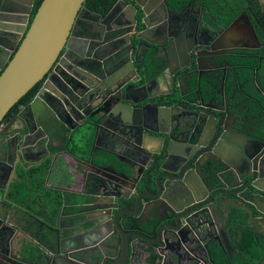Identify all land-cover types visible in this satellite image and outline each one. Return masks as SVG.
Returning <instances> with one entry per match:
<instances>
[{"label":"flooded vegetation","instance_id":"af4514ba","mask_svg":"<svg viewBox=\"0 0 264 264\" xmlns=\"http://www.w3.org/2000/svg\"><path fill=\"white\" fill-rule=\"evenodd\" d=\"M120 1L114 0L105 13L95 9L101 6L94 7L92 1H85L83 5L101 14L103 19V37L107 39L103 47L112 51L105 50L103 61H116L120 54L118 61H133L134 68L140 74V84L145 83V76L148 77L146 89L135 96L140 99L137 104L145 106L156 103L157 106L166 108L171 105L170 101L176 100L192 108L189 114H200L214 119L209 120L206 129V125L197 128L194 122L185 120L186 125L181 130L187 132L181 136L183 140L179 141L186 151L191 153L188 160L194 158L205 166L197 170L194 166L188 168L192 171L193 188L186 199L194 202L186 204L180 210L178 209L181 205L178 203L158 202L155 206L157 208L150 211L159 216V219H153L152 222L157 229V235L153 234L151 237L162 243L155 245L153 252L156 255L152 254L147 243L135 237L130 239L132 254L118 258V264H140L138 256L144 252V261L147 262L150 257L153 264H240L237 262V256L244 258L242 264H264V248L260 247L263 255L261 260H258L259 257H251L240 248V242L246 235L244 233L249 229L251 245L260 240L264 243V220L263 225L252 228L248 222L238 223V217L227 216L228 213L239 209L238 206L242 203L247 204L246 199H251L250 188L244 184V167L251 169L253 165H264V53H261L264 49V29L260 31L256 27L248 16L247 9L236 15L232 21L225 23L227 14L213 13L200 0H187L183 5L174 3L173 0H159L154 6L149 0H142V4L136 0H123L126 4ZM145 7L149 11L146 16L143 13ZM123 12L124 17L121 16ZM245 16L254 28L258 46L250 47L245 43H242L244 46H221L224 41H219L220 32L232 22L244 25ZM82 22L84 21L79 19L76 26H83ZM241 29L246 30L241 32H248L244 26ZM64 51L63 49L60 57L64 58ZM67 61L72 60L66 59L61 61V64L66 68L74 67ZM135 61L144 62L136 64ZM126 75L135 78L132 66L128 68ZM174 77L179 81H174ZM42 83L43 80L41 85ZM94 89L100 90L98 96H106V88H103L99 80L96 81ZM97 103L91 105L90 112L94 113L105 106H98ZM30 115V112L24 113L26 117ZM219 119V125L229 130L228 134L234 140L252 147L251 157L243 154L238 148L225 145L223 140H217L214 127ZM180 123L181 120L178 121V124ZM147 125L150 128H157V125L161 127L160 123L148 122ZM169 128L172 129L170 124ZM136 131H132L134 137L148 139L146 133L149 130L145 129L140 133L137 128ZM105 136L102 132L90 148L95 150L103 146L100 140ZM153 139L159 147L161 140ZM50 141L54 145L58 144L55 137ZM156 143L153 149L156 148ZM217 143L228 146L229 152L220 156ZM211 148L213 152L210 151ZM137 151L141 155V146ZM34 154L32 158L36 159ZM210 157L218 162L212 163ZM0 171H3L1 167ZM158 172L159 170L148 177L145 176L147 170L143 171L139 192L141 196H145L144 199L149 200L146 194L154 191V179ZM231 175H234V178ZM211 177H215L214 184L208 180ZM145 183L150 191L144 190ZM54 191L57 192L55 189ZM122 192L129 194V199L122 202V207L132 206V198L135 195L133 191L127 189ZM38 202L40 204L36 206L40 209L36 210V213L39 216L30 215L38 225L29 221L28 224L25 223L24 229L18 218V225L14 228V218H17V209L14 208L23 209L18 203L16 207L11 205L13 209L8 206L5 218H0L7 226L6 230H0L3 237L0 238V264H50L53 260L55 264H113L112 255L106 253V229L100 226L90 231V228L95 226L88 222L96 213L94 208L87 209V206L80 205L70 215L63 217L55 210L44 212V204L41 200ZM197 202L202 204L191 208L193 203ZM208 205H211V209L214 206L219 208L223 224L216 218V214L213 215L207 208ZM10 209L13 223L8 218ZM42 212L51 213L54 217L47 220ZM123 216V213H119L117 217L120 220ZM77 217L80 218L75 224H68L69 219ZM242 217L246 219L247 214H242ZM41 224L43 226H40ZM124 224L132 230L137 227L132 226L129 221H124ZM31 229L37 230V234L30 232V236L40 243L39 256L27 254L24 259L16 258L11 248L13 240H20L21 234L28 233ZM226 234L228 238H225ZM55 253L57 255H54Z\"/></svg>","mask_w":264,"mask_h":264},{"label":"water","instance_id":"95a60500","mask_svg":"<svg viewBox=\"0 0 264 264\" xmlns=\"http://www.w3.org/2000/svg\"><path fill=\"white\" fill-rule=\"evenodd\" d=\"M34 1L0 0V164H11L12 169L16 163L26 161L27 154L33 155L35 152L36 159L32 160L33 163L46 162L49 169V166L51 168L62 162V154L71 155L80 163L79 171L84 176L85 184L91 189L86 193L79 192L78 202L74 206L85 205L87 201H81L84 198L98 199V213L93 214L88 222L95 224L90 231L100 226L106 229V253L112 255V263L118 264V258L129 254V236L138 237L147 243L155 256V245L162 243L151 237L153 234L157 235L153 219H159L158 214L150 212L151 209L155 210L158 202L178 203L181 205L178 210L194 202L186 199L193 188L192 171L188 168L194 166L197 170L202 166L199 160H188L191 153L179 141L187 133L181 131L186 125L185 120L194 122L197 128L206 125V129L209 120L214 118L191 115L189 111L192 108L176 100L170 101L171 105L166 108L159 107L156 103L139 106L137 103L140 99L135 96L146 89L148 77L145 76V83L140 84V74L134 68L133 61H118L120 54L116 61H103L107 50L103 45L107 39L103 37L101 14L85 7V0H41L30 20ZM136 1L143 3L142 0ZM157 1L159 0H149L153 6ZM120 3L126 4L123 0ZM259 3L264 10V0H259ZM143 13L145 16L149 13L146 7ZM121 16L124 17L125 12ZM79 19L84 21L83 26H76ZM244 19V25L232 22L220 32L219 41H224L221 46H244L242 43L250 47L258 46V38L250 20L247 16ZM243 26L248 32H241L245 30L241 29ZM63 49L64 58L60 57ZM120 52L123 53V50ZM66 59L72 60L67 62H71L74 67L66 68L62 65L61 61ZM143 62L135 61L136 64ZM131 66L135 78L126 75ZM144 72L146 74V70ZM42 80L41 87L28 105L12 115L8 122H3L8 110ZM97 80L106 88V96H98L100 90L94 89ZM173 80L179 81L175 77ZM94 102H98V106H105L92 113L90 108ZM28 112H31L30 117L24 116ZM219 121L220 119L214 127L217 140L221 139L226 142L225 145L238 148L251 157L252 147L234 140L228 134L229 130L219 125ZM148 122L160 123L161 127L157 125V128H150ZM137 128L140 133L145 129L149 130L146 133L149 137L145 136L148 139L134 137L132 131ZM88 129L90 133L95 130L93 142L104 132L105 138L117 140L119 146H122V155H129L130 158L120 157L113 152L114 159L104 153L100 155V159H95V152L92 154V151H88L87 159L80 160L74 154L73 147H86L84 140L89 136ZM53 137L57 139V145L50 141ZM153 138L161 140L159 147ZM155 143L156 148L153 149ZM138 144L144 158L137 151L140 147ZM225 145L217 143L220 156L229 152ZM145 148L150 151H143ZM210 151L213 152V148ZM210 160L212 163L218 162L211 157ZM144 170H147L145 176L148 177L159 170L154 179V191L148 192L151 195L146 194L149 200L144 199L145 196H141L139 192V181ZM244 170V184L250 188L248 192L251 199H246L247 204L242 203L238 206L239 209L227 216L238 217V223L248 222L254 228L263 225L264 220V202L260 200H264V165H253L251 169L244 167ZM214 178L208 180L214 184ZM143 188L150 191L146 183ZM127 189L135 194L132 206L122 207V202L129 199V194L122 192ZM5 199L4 196L0 197L1 219L6 216L8 202L16 207L13 201L7 199L6 203ZM201 204L193 203L191 208ZM207 208L212 214H216L221 224L224 223L218 207L211 209V205H208ZM119 213L124 214L120 220L117 217ZM242 214H247L246 219ZM9 221L13 220L9 217ZM124 221L137 227L133 230L127 228ZM6 229L7 226L0 221V230ZM0 238L3 239L1 234ZM225 238H228L227 234ZM147 263L153 264V261L147 260ZM50 264H55L54 260Z\"/></svg>","mask_w":264,"mask_h":264},{"label":"crops","instance_id":"0c3cea01","mask_svg":"<svg viewBox=\"0 0 264 264\" xmlns=\"http://www.w3.org/2000/svg\"><path fill=\"white\" fill-rule=\"evenodd\" d=\"M31 113V112H30ZM133 140V139H132ZM102 145L100 148H96L95 150H92L96 154L95 159H100L101 153L108 154L111 158H115L113 152L117 153L120 157L124 156L127 159L130 158L129 155H122V146H119L117 143V140H113L110 138H103L101 139ZM88 145V144H86ZM91 146V145H90ZM106 152V153H105ZM109 152V153H107ZM26 161H22V164L19 162L15 164V166L11 169V164L5 165L0 164V167L3 169V171H0V197L3 196L6 198L5 202L7 203V199L13 201L15 204H20L23 209L14 208L16 210L17 218L14 222L17 221L19 218L21 220V223L25 229V223L33 221L35 224L37 222L34 220L33 217L30 215L33 214L34 216H39L36 213V205L39 206L38 200H41L45 206L43 209L45 210H54L57 203V197L59 195L60 204L58 206L59 212L58 215H63V212L65 213H72L74 210L71 211V207H74L73 205V196H76L79 192L86 193L90 189V186L88 184H85L84 176L79 171L80 163L75 160L72 156L67 154H62V162L60 164V168L57 169L56 167H53L52 169L46 162L41 161L40 163L36 164L33 163L32 155L27 154ZM87 157V156H85ZM32 164V165H31ZM14 165V164H13ZM63 166L66 169H69L72 173V181L70 183L64 181L60 174H62L61 170ZM64 172V171H63ZM87 186V187H86ZM54 189L57 190V192H54ZM63 192H61V190ZM60 191V194L58 193ZM55 195H53V193ZM62 193V194H61ZM63 195V196H62ZM70 200V203L68 202ZM87 203L84 206H87V209H92L97 211L98 199L97 200H91L87 199ZM8 205L11 206L8 202ZM50 205V206H46ZM13 206V205H12ZM11 206V208H12ZM89 206V208H88ZM8 208V207H7ZM69 208V209H68ZM85 208V209H86ZM13 209V208H12ZM12 209H10L9 217L13 220V215L11 214ZM25 209V210H24ZM57 212V210H56ZM64 213V214H65ZM8 217V218H9ZM17 222L14 224V228L17 227ZM38 225V224H37ZM40 226H43L42 224ZM249 230H246V235L249 234ZM30 232L33 234H37L36 229H31L28 233L21 234V239H14L13 245L11 248L13 249V254L16 258L24 259L28 256H34L37 254H33L32 250L34 248H37L39 251L40 243L37 242V240H34L30 236ZM135 238L134 236H129V240ZM263 244V243H262ZM131 247V242H130ZM146 253V252H144ZM139 255L138 262L140 264H148L145 262L143 258V254ZM129 254H132V248H130ZM146 254H144L145 256ZM137 257V256H136ZM253 257L257 258V254H253ZM147 258V260H149ZM151 260V259H150Z\"/></svg>","mask_w":264,"mask_h":264},{"label":"trees","instance_id":"16d2710c","mask_svg":"<svg viewBox=\"0 0 264 264\" xmlns=\"http://www.w3.org/2000/svg\"><path fill=\"white\" fill-rule=\"evenodd\" d=\"M41 0H36L32 9V13L30 16V20L32 16L34 15L39 3ZM86 2H93V6H101L100 8H95L99 10L101 13H105L106 10L111 6V4L114 2V0H85ZM187 0H173L174 3H178L179 5H183ZM202 4L206 6V8L213 13H218L220 14L221 12L227 14L225 18V23H228L236 17L239 13L247 9V14L251 18V20L254 22L256 27L258 29L263 30L264 29V13L262 10V6L259 3V0H200ZM89 6L88 4H85ZM90 7V6H89ZM91 8V7H90ZM261 53H264V49ZM41 85V81L38 82L36 85H34L31 89H29L6 113V115L3 118V121L6 122L12 115L18 113L22 107L28 105V103L32 100L33 96L37 92ZM89 145V144H88ZM60 194V192H58ZM63 196V195H62ZM87 199L84 198L81 201H86ZM73 205L78 202L77 195L73 196ZM70 203V200H68ZM60 204V199L59 195L57 196V203L55 207V212L56 210L59 212V206ZM77 207H71V211L76 209ZM69 209V208H68ZM44 212H48V210L43 209ZM42 212L41 214L45 216V218L48 220L50 219L49 217H54L53 214L51 213H44ZM65 213V211H64ZM80 217H77L75 219H69L68 224H75L76 220H78ZM246 234V232L244 233ZM251 241L252 237L245 235V238L243 237L242 241L240 242V248L245 251L247 254L252 251L254 246H259L263 242V240H260L258 242L254 241L253 246H251ZM32 253L37 254L34 256H39L40 252L38 251L37 248H34L32 250ZM253 257V255H250ZM241 257V256H240ZM244 261V258H240V261H238L240 264H242Z\"/></svg>","mask_w":264,"mask_h":264},{"label":"rangeland","instance_id":"374dc122","mask_svg":"<svg viewBox=\"0 0 264 264\" xmlns=\"http://www.w3.org/2000/svg\"><path fill=\"white\" fill-rule=\"evenodd\" d=\"M86 126V125H85ZM87 127V126H86ZM91 129V128H90ZM90 129H88L87 131H88V133H89V136H88V138H86V140H84V142L86 143V144H89V145H85L86 147H81V148H79V147H77V146H74L73 147V152H74V154L80 159V160H82V161H84V159H87L85 156L87 155V153H88V151H92V149L90 148V145H92V143H93V140H94V133H95V130H93V132L92 133H90L89 132V130ZM69 146L71 147V144H69ZM101 154H103V153H101ZM71 156V155H70ZM90 157V156H89ZM88 157V158H89ZM74 158V157H73ZM75 159V158H74ZM113 159V158H112ZM76 160V159H75ZM60 164L61 163H56V164H54L52 167H51V169L53 168V167H56L57 169H59L60 168ZM59 171H61L62 172V174H60V177L64 180V181H66V182H68V183H70L71 181H72V173H71V171L69 170V169H66L64 166H63V168L61 169V170H59ZM64 171V172H63ZM61 190V192H63L62 191V189H60ZM55 192V191H54ZM58 192H60V191H58ZM53 193V192H52ZM62 194V193H61ZM53 195H55L54 193H53ZM57 197V196H56ZM44 206H45V204H44ZM47 207L48 206H50V205H46ZM40 208H37V206H36V210H39ZM68 215H70V213H65L64 214V212H63V217H65V216H68ZM251 246H253V245H251ZM260 247L261 248H264V243L263 244H259V246H254L253 247V249H252V251L251 252H249V255H253V254H257L258 255V260H261L262 258H263V255H262V251L260 250ZM264 250V249H263ZM54 255H57L56 253L54 254ZM237 258V262L238 261H240V256H237L236 257ZM256 262H258V261H256Z\"/></svg>","mask_w":264,"mask_h":264}]
</instances>
